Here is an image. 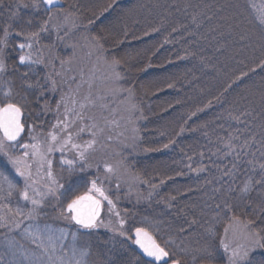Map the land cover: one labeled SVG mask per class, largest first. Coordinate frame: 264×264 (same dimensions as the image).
<instances>
[{
	"label": "trees",
	"instance_id": "obj_1",
	"mask_svg": "<svg viewBox=\"0 0 264 264\" xmlns=\"http://www.w3.org/2000/svg\"><path fill=\"white\" fill-rule=\"evenodd\" d=\"M62 1L63 10L75 13L77 27L67 25V35L63 40H55L54 33L41 34L52 37V50L63 48V42L75 43L89 52L90 62L103 68L109 79L108 85L112 81L116 89L133 88L135 92L132 97H129L126 91L117 92L127 108L128 122H125L123 127L124 135L120 139L122 143H113V156L107 161V157H104L106 163L117 167V172L111 174L110 181H104V186L109 195L114 197L117 210L126 220L125 226L131 229L146 226L147 223L157 224L159 235L163 239L171 237L177 245L192 250V243H199V248L204 245L207 239L205 229L214 225L216 237L213 243L217 248V255L223 260L219 239L227 221L217 223L214 217L215 204L224 194L213 192L223 181H216L215 178L220 173L213 162L230 167L231 158L221 161L211 154L217 148H222L219 137L227 138L229 131L241 136V141H237V144L251 131L258 132L255 126L261 120L260 99L261 93H264V34L261 33L259 25L249 24L241 17L239 27H236L234 22L230 27L228 21L221 19L233 10L225 8L217 11V8L234 0H116L111 8H108V5L112 4L113 0ZM4 3L7 6L14 3V0H4ZM185 3L210 5L211 7L204 11L212 19L198 16L200 26L197 27L191 22V15L200 9L188 8L185 14ZM178 8L181 10L178 11ZM20 11L25 19L32 15L34 23L46 19L45 15H40L45 14L43 10L35 13L30 9ZM6 16L5 9L0 8V22ZM59 18H63L62 12ZM89 20L94 23L89 25ZM173 28L178 30L173 31ZM95 35L108 36L103 42L104 51L93 46L91 37ZM165 40L168 42L165 43ZM18 42H21V38L14 35L9 41L6 61L9 65L17 60L18 50L13 49ZM55 55H59L58 52ZM113 56L123 62V67L117 68V71H121L125 78L118 82L111 79V70L105 63V59L111 60ZM59 59L58 57L54 60L55 68ZM18 67L19 72L15 73L9 68L4 79L12 78L15 88L24 95L19 74L27 69L25 66ZM52 70L51 67L47 70L42 66L37 68L41 83L44 82L45 71ZM243 73L247 75H242ZM32 79L35 80L36 77L33 76ZM169 83L174 87L168 88ZM62 94V89L56 92L45 91L37 103L36 96L39 92L28 93V103L32 106L34 114L40 111L45 102L52 108L47 116H40V127L54 123L56 102ZM241 97L245 99L242 100ZM248 101L252 103L249 104ZM133 104L137 106L136 109H131ZM245 108L254 110L255 121L242 114ZM230 113L231 116H239L241 123L231 119ZM41 121L44 123L41 124ZM245 122L249 132L236 131L245 129ZM181 127L184 128L183 133L176 135ZM133 128L138 131L133 132ZM170 139L175 143L169 144L167 149L163 148ZM251 150L254 151L255 147ZM201 153L204 154L203 158ZM188 157H191V160ZM189 164L193 169L203 165L207 170L196 173L187 167ZM101 165L99 171L96 168L93 172L95 177L103 179L110 174L105 173L104 164ZM180 172L183 175H177ZM136 176H139L141 181L150 183L138 182L134 179ZM162 179L164 183L161 185ZM117 183L120 185L118 191ZM77 185L79 188L75 194H83V184H72L66 189L70 191ZM152 185L158 187L153 189ZM121 190H128L130 194L125 195ZM149 192H152L151 197ZM170 197L175 199L170 200ZM252 197L257 199L255 192ZM57 214L56 210L47 205L41 216L48 223L60 225V220L54 219ZM145 217L148 218L147 222ZM191 220H196L197 223L189 228L187 222ZM258 226L264 225H259L258 222ZM181 227L185 229L184 232H180ZM108 235L112 237V234ZM108 235L94 233V246L103 248L104 245L99 242L109 240ZM125 255L131 261L132 257ZM195 264H201V259L197 262L195 260Z\"/></svg>",
	"mask_w": 264,
	"mask_h": 264
},
{
	"label": "snow or ice",
	"instance_id": "obj_2",
	"mask_svg": "<svg viewBox=\"0 0 264 264\" xmlns=\"http://www.w3.org/2000/svg\"><path fill=\"white\" fill-rule=\"evenodd\" d=\"M115 2L116 0H113L108 8H111ZM58 4L59 0H14V3L5 6L4 0H0V8H4L7 12V16L0 22L2 23L0 28L2 32L0 35V157L23 181V186L18 187L4 171H0V229L5 230L0 233L3 235L0 264H185L184 258L178 255L177 249L182 252L187 250L177 245L171 237L163 239L159 235L160 229L157 224L147 223L146 226L131 229L125 227L126 220L116 211L117 205L104 186V181L111 180V174L117 172V167L105 163L104 171L110 175L104 176L103 179L99 176L91 179L88 182L87 191L83 194H75L78 191V185L69 191L60 182L65 173L68 177H72L77 171L82 172L86 168H91L93 154L105 146L103 143L105 138L108 140L112 138L111 135L105 137V133L108 125L115 121H109L103 115L108 108L107 104L97 105V101L105 97L98 96L93 99L91 82H88V94L82 98L78 97L84 81L77 83L75 88L69 85L67 93L62 94L60 100L56 102L55 122L46 133L42 129L38 131L36 123H29L30 120H39L42 114L47 116L52 108L45 102L33 117L32 106L28 103V93L31 91L35 94L38 91L39 95L36 96L38 103L45 91L56 92L61 89L62 84L69 82L63 79V74L66 71L64 65L70 61L61 59V71H55L56 57L46 59L45 48L40 46L41 34L56 33V39L63 40L59 32L64 26L70 24L72 28L77 27L75 13L57 8ZM42 6L48 7L42 8ZM210 7L208 4L201 6L185 3L183 11L187 14L188 8H199V11H194L191 15V22L199 27L198 16L212 19L204 11ZM225 8L233 10L231 14L221 17L229 22L230 27L233 26V22L236 27H239L240 18L243 17L249 24H258L261 33L264 34V0L259 2L234 0L221 5L217 11ZM21 9H30L34 13L43 10L47 19H40L34 23L32 15L26 19L22 17ZM61 12L63 22L53 24L54 18ZM93 23V20L88 21L89 25ZM180 27L187 26L180 25ZM177 30L173 28V31ZM153 31H159V29H153ZM13 35L21 38V42L16 43L13 49L18 50L16 62L9 65L6 62L7 49L10 47L9 41ZM124 35L126 37L127 32ZM243 38L242 35L241 39ZM91 39L96 49L104 51L103 42L108 39L107 35H95ZM167 42L165 40V43ZM47 47L51 48V46ZM105 63L111 70L112 80L118 82L125 78L121 71H117V68L123 67L122 59L113 56L111 60L105 59ZM18 66H25L27 69L19 74L24 95L15 88L12 78L4 79L9 68H12L14 73L19 72ZM37 66H42L45 70L49 67L53 69V71H45L43 83L37 72ZM33 76L36 77L35 80L32 79ZM57 77H61V80L58 81ZM71 80L75 82L74 77ZM167 87L172 88L174 85L169 83ZM108 91L113 94L126 91L129 97L135 95L133 88H112ZM241 99L245 98L241 97ZM248 103L251 104L252 101ZM97 106L100 109L99 115L88 114L90 108ZM136 107L135 104L131 105V109ZM253 112L254 110L245 108L242 114L255 121L256 116ZM229 116L237 123H241L239 116H231V113ZM260 117V123L255 126L258 132L251 131L244 136L241 143L237 144V141H241V136L229 131L227 138L219 137L222 148H217L211 154L221 161L231 158L230 167L216 165L213 162L217 172L220 173L215 178L216 181H223L220 187L213 189V192L224 194L223 198L215 204L214 217L217 223L227 221L223 235L219 239V248L222 249L224 259L221 260L217 255V248L213 243L216 232L215 226L212 225L205 229L207 239L204 245L197 249L202 256L201 264H264V226H258V222L259 225H264V93H261ZM43 123L41 121V124ZM245 124V129L236 131L249 132L247 122ZM137 131L138 129L133 128V132ZM183 131L184 128L181 127L176 135L182 134ZM24 134H27L26 141H24ZM84 134L90 138L80 142ZM161 135L164 134L161 133ZM174 143L175 141L170 139L163 148L167 149L169 144ZM253 147H255L254 151L251 150ZM150 150L155 149H145V151ZM54 153L60 154L59 175L54 169L52 158ZM200 155L203 158L204 154ZM188 159L191 160V157ZM187 167L196 173L207 170L203 165L195 169L191 164ZM97 171H99V165H97ZM177 175H183V173L180 172ZM134 179L138 182L150 183L141 181L139 176ZM163 183L162 179L160 184ZM119 187L117 183V191ZM156 187L158 186L152 185L153 189ZM253 192L256 193L257 199H253ZM16 194H18V200L13 207L11 201ZM148 195L151 197L152 192ZM169 199L174 200L175 197ZM50 201H55L51 205L54 211L59 208L54 219L74 224L75 230L53 228L49 223L40 224L41 214ZM105 201L108 214L110 217H115V222L112 219L106 222L101 216ZM144 219L145 222L148 221L147 217ZM187 223L190 228L197 221L191 220ZM100 228H105L113 234L109 240L99 242L104 245L103 248L94 246L92 241L95 230ZM184 231L185 229L181 227L180 232ZM13 233L18 234L19 239ZM68 236H71V243L66 244L65 239ZM117 236L121 239L116 240ZM28 245L34 247L29 248ZM131 245H134L138 251L132 250ZM125 254L132 257L131 261ZM193 259L195 260L196 257Z\"/></svg>",
	"mask_w": 264,
	"mask_h": 264
},
{
	"label": "rangeland",
	"instance_id": "obj_3",
	"mask_svg": "<svg viewBox=\"0 0 264 264\" xmlns=\"http://www.w3.org/2000/svg\"><path fill=\"white\" fill-rule=\"evenodd\" d=\"M43 8V6H42ZM40 15H45L44 17H46L47 19V15L46 14H40ZM60 14L57 15L52 23H59L61 24L63 22V18H59ZM67 26H64L61 31L59 32V36L63 37L65 36ZM56 40V33H54V37ZM69 38V37H68ZM54 40L52 39V37L50 35H42L41 36V42H40V46L45 48V57L46 59H51L57 52L59 55H55L56 59L59 57V64L57 65V68H55V71H61V65H60V60L64 59V60H69L70 63L65 64L64 65V69L66 70L65 73L63 74V79L68 80V83H64L62 84V93H67L69 85H71L72 88L76 87L77 83H80L81 80L84 81V83L81 86L80 89V93H79V97L78 98H82L84 95L88 94L89 92V83L91 82L92 84V88H91V93L93 96V99H95L98 96H103L105 97L103 100L97 101V105H99L100 103H105L107 104L108 108L107 110H105L103 112V115L105 117H107V119L109 121H115V123H111L108 125V129L106 130L105 133V137H107L108 135H111V140L108 139H104L103 143H104V147L99 149L96 153L93 154V157L91 159V163H92V167L91 168H86L84 171H77L72 177H68L67 174H64V178L60 181L62 184L65 185V188L71 187L72 184H83L82 188L83 191H87V188L89 186V181L93 178H95V173L93 172L96 168L97 165L102 166L101 164L106 163L108 158H111L114 154V150H112L113 148L111 147L113 143H122V141L120 140L123 137V127L125 125V122H128V120L126 119V114H127V108L124 105V103L121 101V99L119 98V96L117 95V93L113 94L111 92L108 91V89H112L113 87V82L111 81L110 85H108L107 81L108 76L105 74V72L103 71V68H101V66L97 65V63H93L92 61L90 62L88 59V56H90L89 52L84 51L83 49H81L80 47H78L75 43H72L71 41H68L67 43L63 42V48H60L58 46H55L57 49L56 50H52L53 46H54ZM66 44V45H65ZM47 46H51V48H48ZM41 67V66H37ZM53 71V70H52ZM75 78V82H72L71 78ZM58 81L61 80V77H57L56 78ZM88 114H100V109L99 107H95V108H90L88 110ZM33 117H35V114L33 112ZM40 120V118H39ZM39 120H30L29 123H36L37 127H38V131L39 130H43V132H47L48 129L51 126L48 125H44V127H40V121ZM55 122V120H54ZM48 123V121L46 122ZM90 137L87 134H84L81 137V141L83 142L84 140L89 139ZM27 140V134H24V141ZM21 141V142H24ZM108 144L110 147H108ZM112 148V149H111ZM71 155V154H69ZM104 157L106 158V161H104ZM53 160H54V169L56 171V173L59 175V171H60V165H59V160H60V154L59 153H54L53 154ZM0 171H4L6 175H8L9 179H11L14 183H16L18 185V187H22L23 186V181L21 180L20 177L15 175L14 170L11 168L10 165H8L6 163V161L0 157ZM91 172H93V174H90ZM133 183V182H130ZM135 184V183H133ZM114 192V189L111 188ZM119 193V192H118ZM121 193L125 194V195H129L130 192L128 190H121ZM110 198H112L110 196ZM114 200V197L112 198ZM18 200V194L14 195V197L12 198L11 204L14 207L16 204V201ZM115 201V200H114ZM55 201H50L49 202V207H51L52 204H54ZM105 205V212L104 211V206H103V211H102V217L105 219V221L107 222L108 219H112L113 222H115V217L114 216H109L108 214V207H107V202H103ZM56 211H59V208L56 209ZM116 211L119 212V210H117L116 207ZM27 223V222H26ZM44 223H48L45 221L44 217L41 216L40 219V224L43 225ZM60 225L57 224H53V223H49L52 225L53 228H64V229H68L69 231H73L76 229V227L71 228L70 226H73L72 224H69L63 220H60ZM126 228H128V226H125ZM2 231L4 232L3 229H0V233H2ZM95 234H112L111 232H109L107 229L105 228H100L95 230ZM13 235H17V239H19L18 234H13ZM113 235V234H112ZM109 236V235H108ZM110 237V236H109ZM116 240H120V237H116ZM65 243H71V236H68L65 239ZM2 244H3V235H0V251H3L2 248ZM194 248L192 250L184 248L182 246H180L181 248L186 249V252H182L179 249H177V253L178 255H180L181 257L184 258V261L186 264H195V260L196 262L199 261L200 259H202L201 253L197 251V249H199V243L197 244H193ZM29 248L34 247L33 245H28ZM132 248V245H131ZM222 251V249H221ZM193 257H196V259L194 260Z\"/></svg>",
	"mask_w": 264,
	"mask_h": 264
},
{
	"label": "water",
	"instance_id": "obj_4",
	"mask_svg": "<svg viewBox=\"0 0 264 264\" xmlns=\"http://www.w3.org/2000/svg\"><path fill=\"white\" fill-rule=\"evenodd\" d=\"M43 7H48V6H43ZM57 8H64V2L62 0H59V4L56 6ZM101 215H102V210H101ZM74 225V224H73ZM75 226V225H74ZM76 227V226H75ZM134 247L135 251H138V249L135 248L134 245H132Z\"/></svg>",
	"mask_w": 264,
	"mask_h": 264
}]
</instances>
